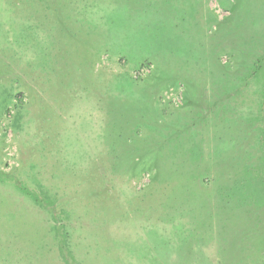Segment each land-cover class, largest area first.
Listing matches in <instances>:
<instances>
[{
  "label": "rangeland",
  "instance_id": "rangeland-1",
  "mask_svg": "<svg viewBox=\"0 0 264 264\" xmlns=\"http://www.w3.org/2000/svg\"><path fill=\"white\" fill-rule=\"evenodd\" d=\"M260 56L264 0H0V264H256Z\"/></svg>",
  "mask_w": 264,
  "mask_h": 264
},
{
  "label": "trees",
  "instance_id": "trees-1",
  "mask_svg": "<svg viewBox=\"0 0 264 264\" xmlns=\"http://www.w3.org/2000/svg\"><path fill=\"white\" fill-rule=\"evenodd\" d=\"M261 57L262 56H260V58L255 62V67L253 68V73L252 74L260 75V73H262V75L264 76V63H263ZM23 191L26 192L27 196L30 197L38 205H40V204L41 205L48 204L47 200L50 201V197L47 196V195L42 198V197H38L37 195H34V194L30 193L28 190L24 189ZM263 197L264 196H261V200H263ZM50 203H51V201H50ZM69 264H73V263L69 262Z\"/></svg>",
  "mask_w": 264,
  "mask_h": 264
},
{
  "label": "crops",
  "instance_id": "crops-1",
  "mask_svg": "<svg viewBox=\"0 0 264 264\" xmlns=\"http://www.w3.org/2000/svg\"><path fill=\"white\" fill-rule=\"evenodd\" d=\"M247 258H249L248 261L250 262H253V263L256 262V264H264V257L257 256L256 258H253V256L249 254Z\"/></svg>",
  "mask_w": 264,
  "mask_h": 264
}]
</instances>
